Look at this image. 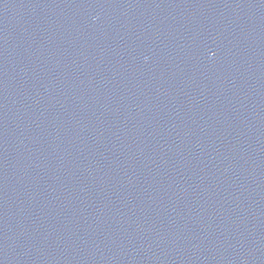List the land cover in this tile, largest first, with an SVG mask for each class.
<instances>
[{"label":"water","instance_id":"95a60500","mask_svg":"<svg viewBox=\"0 0 264 264\" xmlns=\"http://www.w3.org/2000/svg\"><path fill=\"white\" fill-rule=\"evenodd\" d=\"M0 264H264V0H0Z\"/></svg>","mask_w":264,"mask_h":264}]
</instances>
